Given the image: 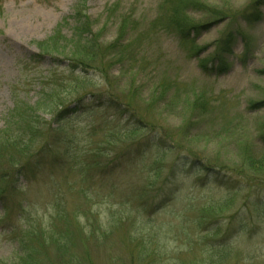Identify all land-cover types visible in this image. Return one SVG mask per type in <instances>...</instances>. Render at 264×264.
Masks as SVG:
<instances>
[{"label":"rangeland","instance_id":"1","mask_svg":"<svg viewBox=\"0 0 264 264\" xmlns=\"http://www.w3.org/2000/svg\"><path fill=\"white\" fill-rule=\"evenodd\" d=\"M79 1L0 0V264H264L263 214L240 230L218 180L264 153V5L250 23L254 0H83L84 69Z\"/></svg>","mask_w":264,"mask_h":264},{"label":"trees","instance_id":"2","mask_svg":"<svg viewBox=\"0 0 264 264\" xmlns=\"http://www.w3.org/2000/svg\"><path fill=\"white\" fill-rule=\"evenodd\" d=\"M85 2L79 1L75 6H74V11L73 13L66 18L67 19H73L76 21V28H75V42L77 43H83L82 44V51L86 56L89 57L90 62L87 64L85 61L84 63L82 62V66H84V69L89 67L91 64L95 63L99 51L97 46V41L96 39L92 36L91 29H90V21L89 17L85 13ZM264 5V0H254L251 3V9H244L242 10L239 14L238 17H241L242 19H245L247 22L251 21H257L261 18V13H258L257 9L259 7H262ZM84 8V9H83ZM200 26L197 25H190L187 28L182 27L180 31V35L183 37H187L189 35V29L190 30H199ZM232 32H230L228 35H225L221 41L219 42L218 45V50H220L222 53H230L232 51L233 45L235 40H233ZM74 42V43H75ZM61 43V41H60ZM216 58V59H215ZM219 60V63L214 66V69H212L214 72L217 74H222L226 71H228V64L226 65L225 62H222L221 56H215L212 58L213 60ZM214 60V61H215ZM210 60L208 59L207 61H204L201 63V66L204 69H207V64ZM257 103H250L249 108L250 109H258ZM21 114L18 113L19 116H21L22 120L15 122L14 125H17L20 129H23V124L20 122L26 121L27 124L30 122H35L34 119L39 117V113H37L38 109L37 107L33 105H29L28 107H23L21 110ZM20 123V124H19ZM137 128H132L130 132L136 131ZM263 142H264V134L261 136ZM248 152V151H247ZM245 163L241 165L240 168L238 167H231V175L229 174V170H225L226 172H223L224 175H220L222 173V170H215L213 166L209 162H202V165L207 168L208 173L207 175H212L214 176L215 179H218L215 177L216 174H219L222 179H218L222 185H224L228 190H230L231 194H237L241 193V196H243L245 202L244 206L246 209L243 207L240 208L241 212L239 210V217L237 216H232V218H237L239 221V229L244 230L246 229L247 224L246 223V217L242 216L244 213L249 212L251 210V215L254 212L257 213H262L264 217V153L260 155H253L251 152H248L245 154ZM197 158L202 159L201 157L197 156ZM222 168V167H221ZM224 169V168H223ZM214 172V173H213ZM6 177V176H4ZM234 177H237L234 178ZM234 179H236L235 182ZM237 213V212H236ZM221 226L217 225L216 227H213L212 229H209L208 232H219ZM207 229V228H206ZM208 230V229H207ZM34 254V249L33 251L29 252L26 251V258L21 264H37L35 259L33 258Z\"/></svg>","mask_w":264,"mask_h":264}]
</instances>
